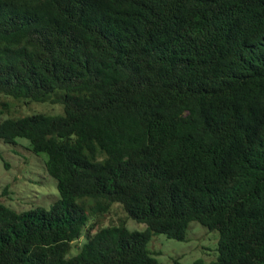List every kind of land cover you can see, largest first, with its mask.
Listing matches in <instances>:
<instances>
[{
	"label": "trees",
	"instance_id": "trees-1",
	"mask_svg": "<svg viewBox=\"0 0 264 264\" xmlns=\"http://www.w3.org/2000/svg\"><path fill=\"white\" fill-rule=\"evenodd\" d=\"M0 95L57 188L0 200V264H162L151 235L192 220L218 231L193 264H264V0H0Z\"/></svg>",
	"mask_w": 264,
	"mask_h": 264
},
{
	"label": "rangeland",
	"instance_id": "rangeland-1",
	"mask_svg": "<svg viewBox=\"0 0 264 264\" xmlns=\"http://www.w3.org/2000/svg\"><path fill=\"white\" fill-rule=\"evenodd\" d=\"M0 98H3L0 95ZM16 103V101H13ZM12 114L31 113L41 111L49 114L62 112V104L49 101H31L11 106ZM14 110V111H13ZM17 143L9 144L0 140V200L16 209H25L31 206L48 205L57 197L55 179L45 169L46 154L34 153L30 150L28 141L18 137ZM90 220L98 222L99 226L118 222L125 218L121 206L113 203L109 210ZM130 228H144L132 218H126ZM218 231L209 229L196 220H192L187 228L185 239H175L164 233L156 232L151 235L149 248L154 256L162 263L169 264L177 258L183 264H193L201 258L210 261L217 256ZM81 238L75 242L72 252H76Z\"/></svg>",
	"mask_w": 264,
	"mask_h": 264
}]
</instances>
